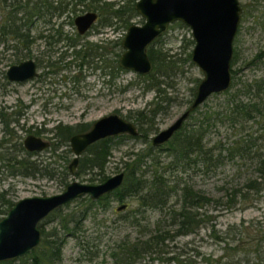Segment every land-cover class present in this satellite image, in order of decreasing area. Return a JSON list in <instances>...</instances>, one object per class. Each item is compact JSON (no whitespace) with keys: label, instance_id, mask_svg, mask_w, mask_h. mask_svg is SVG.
Instances as JSON below:
<instances>
[{"label":"rangeland","instance_id":"obj_1","mask_svg":"<svg viewBox=\"0 0 264 264\" xmlns=\"http://www.w3.org/2000/svg\"><path fill=\"white\" fill-rule=\"evenodd\" d=\"M239 3L245 4L247 10H244L245 13L241 16L242 20L233 41L231 68L234 69L236 83L264 74V0H239ZM76 7L78 9L76 12L67 14L68 11H65L60 15L47 16L45 18L47 21L39 18L34 22L30 30L33 40L28 49L29 56L24 57L18 52L16 54L13 49L3 51L0 46V108L4 107V112L8 113L15 109L23 112L19 117L20 125L10 123V127L22 138L28 133H34L51 141L49 137L57 124L92 122L108 113H118L134 120L137 110L156 106L155 103L158 101L155 98L156 90L147 88L148 80L145 75L127 68L116 69V52H120L116 41L122 39L126 30L120 21L113 19L114 23L111 26H101L96 22L79 38V43L90 41L103 46L99 49L100 54L87 57L92 60L90 63L79 64L80 58L74 55L73 47L67 45L69 43L67 39L51 41L50 44V40L56 36L49 39L40 36L41 31L42 35L48 33V27L62 25L67 37L76 39L73 18L86 10L82 3ZM1 13L3 15L4 12L0 10ZM143 20L140 15H136L131 19V23L141 24ZM189 37H191L189 27L174 21L157 40L164 49L175 53L182 60L186 51L191 50L193 45L186 43ZM27 57L37 63V76L27 81L3 85L5 79L3 75L8 66ZM52 60L55 61V65L51 67L47 63ZM181 64L185 72H177L173 77L174 86L165 88L166 94L171 95L173 100L169 104L162 103L166 106V111L156 114L157 128L149 134V141L153 133L170 124L190 104L191 101L188 100L193 97L192 89L196 88L203 75L195 64H189L187 61H181ZM111 68L115 71L114 77H109L108 72ZM237 85L230 90L233 91ZM226 96L224 92L209 95L197 107L195 116L200 117L204 110L220 106ZM215 121L220 123L217 119ZM226 126L227 122L220 124L219 128L212 124L211 134H207L206 138L225 139ZM237 128L239 127L232 129L231 138L236 137L234 130ZM244 128L242 132L248 131L253 137L264 134L263 126L253 120H249ZM2 132L0 123V135ZM256 142L261 144L262 148L264 137ZM146 144L142 139L130 136L113 137L105 174L109 176L122 171L123 160L127 159L128 154L142 149ZM66 147H69V144L62 145L56 150L55 155L51 156V159L56 161L53 164L58 168L64 163L68 165L72 159L71 151L67 154L69 159L67 162L59 156L60 150ZM48 149L49 147L38 151L32 156L33 159L49 155ZM156 154L162 162L169 159L164 148L157 150ZM247 161L239 155H228L225 163L218 166L216 171L191 170V181L195 188L213 198L220 197L225 188L231 190L242 187V191H245L242 181L246 172L250 170ZM87 178L88 173L68 176V180L89 181ZM63 186L60 174L53 177L40 174L21 176L10 175L7 170H0V191L5 190L6 197L12 201L28 195L56 193ZM237 199V203L232 207L221 204L214 206V203H209L199 208L200 212L206 211L211 218L201 224L195 233L177 234L165 239L166 246L162 251L154 249L152 252H146L134 264H264V240L259 244L258 251H253L255 246L251 240L258 229L264 231V189L258 195L254 194L252 198L242 201H239L240 198ZM86 202L87 200L82 197L74 198L61 207V212L76 210ZM121 203H127L126 208L119 209ZM136 206V199L129 197L123 201H118L115 197L110 198L106 209L100 205L93 206L92 212L79 222L76 234L65 235L59 264H118L112 252H119L120 244L124 241L145 238L148 234L141 233L140 229H153L158 220H161L159 221L161 227L169 228L167 221L162 220L161 213L150 208L142 209L135 214L141 223L140 226L131 224L122 214ZM59 218L58 214L45 218L40 228L54 229L60 234L62 228ZM216 234L219 237H216ZM39 245L40 242L36 248ZM235 246H239L236 251L233 249ZM172 254L177 255L178 259L170 258ZM33 261L31 253L28 252L14 258L12 264H33Z\"/></svg>","mask_w":264,"mask_h":264},{"label":"trees","instance_id":"obj_2","mask_svg":"<svg viewBox=\"0 0 264 264\" xmlns=\"http://www.w3.org/2000/svg\"><path fill=\"white\" fill-rule=\"evenodd\" d=\"M0 1L3 7H10L6 16L10 20V26L7 28L5 23L1 24L0 34L3 37L10 35L26 38L27 56L30 55L28 49L33 40L30 30L34 26V17H37V19L43 18L47 21L48 19H45L47 16L60 15L65 11H68L67 14L76 12L78 10L76 5L80 3L84 4L85 9L97 10L101 16L100 23L103 22L104 25L112 24L114 19L127 27L131 23V18L137 15L134 6L135 0ZM21 11H24L26 15V35L22 33L20 24L16 22L18 19L17 14ZM70 22L72 23V20ZM178 22L183 24L180 21ZM51 30H53L52 33ZM48 33L42 36L49 39L54 35L57 36V39H67L68 41L75 39V37H67V34L62 30V25L58 27L52 25L48 29ZM69 43L76 45L74 40ZM186 43L188 45L193 44L192 38H187ZM74 52L75 56L82 60L95 54H89V52L83 51V48L75 49ZM148 55L153 62V68L150 73L145 74L148 80L147 88L156 90L155 98L158 101L155 103L156 106L151 109L147 107L148 109L136 111L134 120L138 125V134L133 136L120 134L117 136L139 138L147 144L142 149L129 153L127 159L123 160L124 178L119 187L97 199H93L89 195L79 196L86 199L87 202L76 210L62 213L61 206L47 215V217L56 214L60 216L62 232L59 234L54 229L45 230L41 228L43 238L40 245L29 251L34 260L33 264H59L65 235L76 234L77 229H79V222L92 212L91 208L100 205L106 209L112 197H115L118 201H123L126 197L136 199L137 206L122 214L131 224L140 226L141 223L135 214L141 212L142 209L150 208L158 210L162 215V220L167 221V226H169V228L161 227L159 225L161 220H158L153 229H140L141 233L148 234L145 238L124 241L120 244L119 252H112L118 264H134L146 252H152L154 249L162 251L166 246L165 239L177 234L195 233L201 224L211 218V215L207 214L206 211L200 212L199 208L209 203H214V206L221 204L232 207L237 203V198H240L239 201L246 200L252 198L254 194L258 195L264 189V146L262 145L261 148V144L256 142L258 139L261 140L264 134L261 133L259 136L253 137L249 135L248 131L246 133L242 132L249 120L259 122L264 130V74L250 80H240L236 83L234 81V69L231 68L232 82L230 87L223 91L227 94L225 100L222 101L223 103L220 106L204 110L200 117H196L194 114L196 108L166 142L153 146L148 138L149 134L157 128L155 116L160 111H166V106L162 105L163 102L169 104L173 100L171 95L166 94L165 88L174 86L173 77L177 72H185L181 68V61H187L189 64L194 63L191 60V50L186 51L184 58L180 60V57H177L175 53H170L167 49H164L157 39L149 45ZM48 65L52 66V62H48ZM236 84L238 85L233 91L230 90ZM194 91L195 87L192 89L191 94H194ZM191 100L192 98L188 102ZM15 119L17 120V118ZM216 119L220 121L219 124L216 123ZM2 120H4V116H2ZM11 121H14V119L12 118ZM224 122H227L225 139L212 140L209 137L206 138L207 134H211L210 127L212 124L217 125L219 128V125ZM89 125L90 122L55 125L53 133L49 137L51 139L48 146L50 153L41 159H33L32 156L36 152L27 151L21 140L18 138L14 140L15 132L8 129L12 135L11 138L0 140V170H7L10 175L21 176L40 174L53 177L60 174L63 185L69 181V174L80 176L88 173L89 178L87 179L89 181L105 179L108 176L105 174V165L108 156L111 154L114 136L101 138L89 144L79 156L77 166L72 173L69 172L68 165L64 163L61 168H58L57 165L53 164L56 161L51 159V156L55 155L56 150L62 145H68V139L72 133L87 129ZM235 127H239L236 130L237 132L234 130L236 137L231 138L232 129ZM161 148L166 150L169 158L165 162L160 161L156 154V151ZM60 151L59 156L67 162L69 160L67 155L70 151L69 147ZM228 155H239L244 160H248L249 166L247 167H250V170L246 172L242 181L245 191H242V187H231V190L225 188V192L220 197L213 198L194 187L191 181V170L216 171L218 166L225 163ZM68 202L65 204H68ZM11 203L10 198L6 197V191H0V217L1 214L6 212ZM125 204L127 206V203ZM215 236L219 237L218 234ZM251 240L255 246L253 251H258L259 244L264 240V231L258 229ZM233 249L236 251L239 246H235ZM170 258L178 259V256L172 254ZM12 261L13 259L3 260L0 261V264H12Z\"/></svg>","mask_w":264,"mask_h":264},{"label":"water","instance_id":"obj_3","mask_svg":"<svg viewBox=\"0 0 264 264\" xmlns=\"http://www.w3.org/2000/svg\"><path fill=\"white\" fill-rule=\"evenodd\" d=\"M134 6L144 19L141 24L130 23L122 38L124 50L119 65L139 74L152 71L153 63L147 47L174 21H181L190 29L193 39L191 60L201 70L192 100L170 124L150 136L153 146L166 142L207 97L227 90L232 82L231 60L233 40L237 33L241 6L239 0H135ZM97 18V12L87 10L74 17L77 30L82 33ZM38 74L34 59L28 57L6 69L11 80L30 79ZM136 135L134 122L118 113H108L93 120L89 129L74 133L68 139L73 154L68 164L74 172L79 156L86 147L98 139L119 134ZM29 151H40L50 140L34 133L23 139ZM124 172L119 171L98 182L69 180L63 188L52 194H34L18 198L0 217V261L25 255L41 240L40 223L55 208L83 195L97 199L122 184ZM121 203L118 208L125 207Z\"/></svg>","mask_w":264,"mask_h":264},{"label":"flooded vegetation","instance_id":"obj_4","mask_svg":"<svg viewBox=\"0 0 264 264\" xmlns=\"http://www.w3.org/2000/svg\"><path fill=\"white\" fill-rule=\"evenodd\" d=\"M20 1H22V2H24V0H20ZM115 1H117V0H115ZM2 3H1V1H0V10H2L4 13H3V15H2V13L0 14V25L1 24H3V23H5V25H6V27L8 28L9 26H10V20H9V18L7 19V15H8V13H7V11L10 9V7L9 6H2ZM241 16H242V14L243 13H245V11L244 10H247V7H246V5L245 4H242L241 3ZM6 8H8L7 10H6ZM4 9H5V11H4ZM87 10H93V11H96L97 12V18L95 19V21L92 23V25L89 27V28H87L84 32H82V33H80L78 30H77V27H76V32H75V34L78 36V37H76V39H70L68 42H70L71 40H74V41H76V45H72V44H70V43H68L67 45L68 46H72L73 47V52H74V50L75 49H79V48H83V51H86V52H89V54H91V53H101V50H99L100 48H102L103 46L102 45H100L99 43H92V42H90V41H87L86 43L84 42V43H79V38L80 37H82V36H84L89 30H90V28L94 25V24H96V22H98V24L99 25H101V26H105L104 25V23L103 22H101L100 23V18H101V16L99 15V12L97 11V10H94V9H86L85 11H87ZM84 11V12H85ZM77 15V14H76ZM139 14H138V12H137V16H138ZM75 17V16H74ZM17 20H16V22L18 23V24H20V27H21V31H22V33L24 34V35H26L27 34V32H26V30H27V25H26V15H25V12L24 11H21V12H19L18 14H17ZM34 19V21H33V23L37 20V17H34L33 18ZM74 19V18H73ZM132 19V18H131ZM241 20H242V18H240V22H241ZM74 21V20H73ZM181 22V21H180ZM239 22V23H240ZM113 23H114V21H113ZM112 23V24H113ZM75 24V23H74ZM112 24H110L109 26H111ZM171 24V23H170ZM76 26V25H75ZM169 26V25H168ZM50 27H48V29H49ZM127 27H125V29H126ZM238 28H239V26H238ZM167 29H168V27H167ZM166 29V30H167ZM165 30V31H166ZM164 31V32H165ZM238 31V30H237ZM163 32V33H164ZM42 33H43V31H41V33H40V36H42ZM64 33H66V32H64ZM125 33V32H124ZM162 33V34H163ZM49 34V33H48ZM67 34V33H66ZM161 34V35H162ZM161 35H159L158 37H156L155 39H158ZM32 36V35H31ZM124 36V35H123ZM52 37H54V35L52 36ZM236 37V34H235V36H234V38ZM123 38V37H122ZM26 38H23L22 36H21V38H19V37H12V36H10V35H8V36H5V37H3V36H1V34H0V46L3 48V51H6V50H10V49H13L14 50V52L17 54V52H18V54H21L22 56H24V57H26L27 56V54H26V52H25V50H26V40H25ZM154 39V40H155ZM9 40L11 41V42H9ZM56 40H59V39H57V36L56 37H54V38H52L51 40H50V44H51V41L52 42H54V41H56ZM153 40V41H154ZM193 40V39H192ZM152 41V42H153ZM234 41V40H233ZM117 42V44H118V46H119V48H120V52L118 53V52H116V55H117V58H116V61H117V64H116V69L118 70H120V69H122L123 67H121L120 65H119V62H118V60H119V56H120V54L122 53V51L124 50V48H123V46H122V39L120 40H117L116 41ZM151 42V43H152ZM150 43V44H151ZM78 44H79V46H78ZM149 44V45H150ZM85 47H86V49H85ZM149 47V46H148ZM148 47H147V52H148ZM123 49V50H122ZM95 54H93V55H95ZM74 55H76L75 54V52H74ZM28 58V57H27ZM24 59H26V58H24ZM23 60V59H22ZM21 61V60H20ZM19 61V62H20ZM35 61V60H34ZM92 60H89L87 57L85 58V59H81L80 58V61H79V64H83V63H85V62H87V63H90ZM50 62V61H49ZM52 62V66H54L55 65V61H51ZM18 63V62H17ZM36 63V62H35ZM153 63V62H152ZM14 64V63H13ZM48 64V63H47ZM10 66V65H9ZM8 66V67H9ZM36 66H37V63H36ZM51 66V67H52ZM94 67H97V65L95 66L94 65ZM106 72H108V71H106ZM108 74H109V77L111 76V77H114V75H115V71H114V69H112L111 68V70L108 72ZM142 75H145V74H142ZM37 76V75H36ZM35 77V76H34ZM3 78H5L4 79V82H2L3 83V85L4 84H6V83H11V82H22V81H27L28 79H24V80H11V79H9L8 77H7V75H6V71H5V74L3 75ZM33 78V77H32ZM31 79V78H30ZM1 83V84H2ZM194 111V110H193ZM192 111V112H193ZM191 112V113H192ZM22 111L19 109H15L14 111H11V112H4V107H1L0 108V123H1V126H2V133H1V135H0V140H2V139H9V138H11V134L9 133V131H8V129L9 130H13V128H11L10 127V123H14V125H17V124H19L20 125V123H18L19 122V117H20V115H22ZM2 116H4V120H2ZM14 119V121H11V119ZM15 118H17V120L15 119ZM127 118V117H126ZM130 119V118H129ZM132 120V119H131ZM7 121H8V123H7ZM10 121V122H9ZM133 122H134V124L136 125V127H137V130H138V125H137V123L135 122V120H132ZM88 121H82V122H76V123H72V124H78V123H87ZM93 122V121H92ZM92 122H90V125L88 126V128L87 129H89L90 127H91V125H92ZM66 124H68V123H66ZM87 129H84V130H80V131H76V132H74V133H79V132H83V131H86ZM14 131V130H13ZM6 132H7V134H6ZM15 132V135H14V140L15 139H19V140H21V142H22V145L24 146V143H23V139L24 138H22V136L21 135H19L18 133H16V131H14ZM74 133H72V134H74ZM138 133H139V130H138ZM137 133V134H138ZM71 134V135H72ZM122 134H124V133H122ZM70 135V136H71ZM120 135V134H119ZM69 136V137H70ZM116 136H118V135H116ZM115 137V136H114ZM88 147V146H87ZM86 147V148H87ZM24 148H25V146H24ZM47 148V147H46ZM26 149V148H25ZM27 150V149H26ZM86 150V149H85ZM84 150V151H85ZM27 151H29V150H27ZM41 151V150H40ZM71 151V150H70ZM83 151V152H84ZM29 152H38V151H36V150H33V151H29ZM72 153V152H71ZM5 191V190H4ZM11 200V199H10ZM16 201V200H15ZM15 201H12L11 200V205L15 202ZM10 205V206H11ZM10 206L7 208V210L10 208ZM7 210H6V212H7ZM5 212V213H6ZM5 213H3V214H1V216L2 215H4ZM14 259V258H13Z\"/></svg>","mask_w":264,"mask_h":264}]
</instances>
